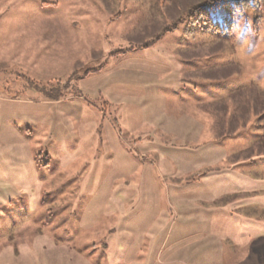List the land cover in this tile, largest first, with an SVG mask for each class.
<instances>
[{
  "label": "rangeland",
  "instance_id": "374dc122",
  "mask_svg": "<svg viewBox=\"0 0 264 264\" xmlns=\"http://www.w3.org/2000/svg\"><path fill=\"white\" fill-rule=\"evenodd\" d=\"M199 1L0 0V264H264V5Z\"/></svg>",
  "mask_w": 264,
  "mask_h": 264
},
{
  "label": "trees",
  "instance_id": "16d2710c",
  "mask_svg": "<svg viewBox=\"0 0 264 264\" xmlns=\"http://www.w3.org/2000/svg\"><path fill=\"white\" fill-rule=\"evenodd\" d=\"M261 5H264V0H200L185 7L177 23L181 22V18H187L190 32L201 29L220 37H229L235 32L236 18L246 16Z\"/></svg>",
  "mask_w": 264,
  "mask_h": 264
}]
</instances>
